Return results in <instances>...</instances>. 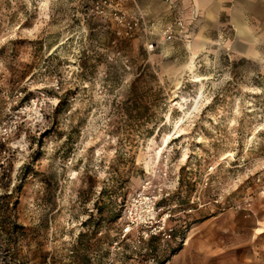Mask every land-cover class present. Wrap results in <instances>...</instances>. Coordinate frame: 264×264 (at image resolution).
Listing matches in <instances>:
<instances>
[{
    "label": "rangeland",
    "instance_id": "rangeland-1",
    "mask_svg": "<svg viewBox=\"0 0 264 264\" xmlns=\"http://www.w3.org/2000/svg\"><path fill=\"white\" fill-rule=\"evenodd\" d=\"M136 3L127 35L92 0H0V194L23 252L264 264V19H203L149 51L160 12Z\"/></svg>",
    "mask_w": 264,
    "mask_h": 264
},
{
    "label": "built area",
    "instance_id": "built-area-1",
    "mask_svg": "<svg viewBox=\"0 0 264 264\" xmlns=\"http://www.w3.org/2000/svg\"><path fill=\"white\" fill-rule=\"evenodd\" d=\"M183 0H165L169 13L155 18L147 25L150 33L156 39L147 42L149 51L155 50L160 44L165 42L181 41L189 43L194 36L195 22L199 17V10L196 6L184 8ZM136 3V0H92L93 10L105 14L118 27H124L127 35L133 34L132 31L139 24V20L145 17L144 12L140 11L138 17H131L126 9V4ZM121 32V31H120ZM145 201V198L143 199ZM149 208L146 209L144 217L150 218L154 215L155 202L146 200L142 204ZM154 217V216H153Z\"/></svg>",
    "mask_w": 264,
    "mask_h": 264
},
{
    "label": "crops",
    "instance_id": "crops-1",
    "mask_svg": "<svg viewBox=\"0 0 264 264\" xmlns=\"http://www.w3.org/2000/svg\"><path fill=\"white\" fill-rule=\"evenodd\" d=\"M164 0H146L147 8L157 10L158 18L169 13ZM182 6L189 8L196 6L199 10V17L195 22V28L199 21L206 19L234 18L235 26H239V34H246L247 27L243 18L264 19V0H183ZM149 10V9H147ZM153 13V12H152ZM238 28V27H237ZM238 28V31H239ZM195 31V29H194ZM251 41H253L254 29L250 26ZM250 50H253L251 48Z\"/></svg>",
    "mask_w": 264,
    "mask_h": 264
},
{
    "label": "trees",
    "instance_id": "trees-1",
    "mask_svg": "<svg viewBox=\"0 0 264 264\" xmlns=\"http://www.w3.org/2000/svg\"><path fill=\"white\" fill-rule=\"evenodd\" d=\"M64 99L60 98L57 108L65 104ZM18 204L14 191L0 194V264H33L30 255L23 252L28 230L17 220Z\"/></svg>",
    "mask_w": 264,
    "mask_h": 264
}]
</instances>
